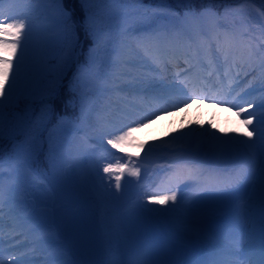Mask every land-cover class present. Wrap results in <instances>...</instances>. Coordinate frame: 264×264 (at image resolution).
<instances>
[{"label": "rangeland", "instance_id": "rangeland-1", "mask_svg": "<svg viewBox=\"0 0 264 264\" xmlns=\"http://www.w3.org/2000/svg\"><path fill=\"white\" fill-rule=\"evenodd\" d=\"M175 1L178 5H180L179 2H182V0ZM76 2L77 0H62V3L55 4L49 2V0H43L42 10L45 11L50 19H41V25L46 27L52 26V29L49 34L40 37L41 43L34 49L35 59L33 61H25V68L20 69L21 81L13 91L10 101L18 97L24 89H31L29 87L33 83L36 75L47 74L52 76V65L46 60L44 49L63 38L59 20L64 9H70L75 14L78 13L77 17L79 16V18L82 19L88 14L81 0H78V3H80L78 4L80 5L78 9L76 7ZM163 2L174 1L153 0L148 3L146 0H137L135 3L112 4L111 20L107 19L106 21H104L97 12L89 13L88 15H95L102 22L111 23L113 25L111 29L112 35L114 32L123 31L126 21L133 22L137 19L144 18L147 32L141 35H132L130 38L123 40L122 50L123 54L124 50L128 51L129 49H133L143 56L141 50L135 47V38H137L138 41H144L149 37L151 38V33L153 37L157 35L156 33H159L158 29L169 30V26L172 23H178L185 17V13L189 11L180 9L178 6L172 7V3L165 4ZM205 9H210L211 11L192 20L194 21L193 24L198 23V20L206 21L205 29L211 36V31L213 30V17L224 20L228 28H231L233 33L237 34L238 37L243 36L246 32L244 21L247 20L250 23H258L259 27L257 30L260 31L261 41L264 43V10L260 7L252 3L243 4L242 6L232 4L223 13L215 12L209 7ZM131 24L132 23H128L127 26L130 27ZM196 28L197 27L191 30V34L200 35V31ZM221 32L223 35L224 32ZM45 39H47L46 45L43 43ZM249 41L255 45L252 38H246L245 44L242 46V51L245 53L248 51L246 45ZM121 43L122 41H119L115 43L114 46H116L117 49H121ZM92 45L93 38L89 36L86 45H84L85 47L82 48V50L80 49V55L86 52L83 63H79L80 60H78L77 63L76 77L80 78L81 81L89 79L91 75L88 62L89 48H91ZM114 46L111 48H114ZM208 51L213 52V48ZM215 61V59H212L210 63L213 64ZM166 65L167 62L162 66L165 67ZM152 67L155 68L156 71L160 70V68L158 70L155 65H152ZM261 67L260 63L256 65V69H260ZM13 70H15V68ZM210 78L211 80L214 79V75ZM228 80L229 77L221 79L222 82H228ZM187 83L189 84L191 82L187 81ZM242 83L243 82L240 81L233 85L227 97H232ZM125 85L126 84H122L120 87L124 89ZM102 88L103 87H97L90 92L87 100L88 109L96 102L97 96ZM136 93L138 94L139 91L136 90ZM111 94V97L114 99V92ZM3 98V96H0V99ZM10 101L5 100V105L10 103ZM146 101H148V99H146ZM139 109L145 111L147 108L140 106ZM56 112L57 105L55 104L51 114H44L41 121H48ZM92 118L98 120L99 125L103 126L102 130L94 126L95 130H93V133H88L85 129L93 127L92 122L81 119L80 114L74 118L63 115L59 121L52 123L53 131L42 137L45 142L43 146L41 143H38L35 146L30 145V148L28 145L25 147V145L28 144L26 136L21 137L19 143L17 142L15 144V142H12L10 146H16L18 148L11 152L10 155H6L4 159L0 160V162H2L0 172L3 173V178L0 179V183H3L5 188L9 190L11 186L15 185V182H10L5 177L18 176L22 171V167L26 166L34 173L39 181L47 187L50 196V207L48 220L44 227L46 236L51 233L58 237V250L52 255L54 257L62 255L70 264H138L137 261L139 258L142 259V261H149L150 264H183L182 257L180 258L179 255L186 252L184 249L185 247H192L193 241L185 233L168 235V232L176 231V226L173 224H177V218L182 214V211H167L165 213L166 216L159 213L144 215L148 205L145 198L141 196L142 192L136 182V176L129 175L126 170L121 179V188L117 190L114 176L119 175V173H104L103 168L109 163L116 164L117 161L122 165H126L127 169L138 167L143 168L145 172L153 171L156 167L162 169L163 165L179 167L178 165L180 164H190L192 166L198 165L199 169L203 168V173H206L207 170L205 166L209 162V156L198 149L196 144L184 143L178 140L174 142V145L164 149L154 147L146 148V146L141 147L138 144H129L126 151L122 152L112 148V146L106 142L121 134V131H119L120 129L116 128L114 131L113 120H109L108 118V124H105L103 122L105 120L103 117L95 115ZM122 121V116L116 118V122ZM48 123L50 122H47V125ZM177 129H183L185 132L187 127L181 126ZM47 131L48 129L45 133ZM190 132L193 133V129ZM129 139L130 138L126 141H129ZM33 140H35V138ZM201 140L205 142L206 139L202 138ZM251 140L254 141L256 139L251 137ZM255 156L256 154L250 153L245 158V164L253 161ZM36 158H40L39 163L34 162ZM67 161L74 167L76 177H80L83 184L81 187V189L83 188V190H81L83 194L94 196V201L91 205L85 208L82 205L78 207L81 227L85 229V238L87 242H89L86 246L74 240L75 238L67 223V208L74 200L76 201L77 198V194L73 192L72 188L73 185L71 181L73 180L70 178L69 171L63 166ZM180 169H182V167ZM145 172L140 173V175L145 174ZM158 173L160 174V171L155 172V174ZM163 175L164 174H161L160 176L163 177ZM254 179H256V177L250 175L249 180L243 185L234 186L235 184H232L231 181L232 185L226 186L225 188L212 185L211 181L207 180L201 184V186L207 185L211 188L212 194L208 196L207 199L201 202L198 200L199 198L196 200H194V198L185 199L184 197H179L177 194V201H170V203L165 204L164 207L170 209L174 204L187 205L193 201L205 208H214L224 200L236 204L241 194H251L250 191ZM233 181H235V179H233ZM225 184L226 183H222V185ZM256 186L258 190L257 196L260 197V185L256 183ZM172 192L173 191H169L168 194H172ZM132 193H135L137 197L133 202H131ZM256 206L260 205L257 204ZM127 207L131 210L142 209L144 210L143 215L135 216L133 211L126 212ZM13 210L15 209L10 207L8 212L13 214ZM118 211H122V215L125 218L124 222L126 227L125 225L124 227L126 231L124 234H116L115 230L111 228H109V230L106 229V227H110V223L115 217L114 213ZM2 216V223L5 222V225L8 224V226L12 227L11 229L14 230L13 236H3V249L5 254L13 248L19 249L29 244L24 235L21 234L22 230L15 227L19 218L25 215L20 214L13 218L6 219V214L3 212ZM258 216L257 214L255 217L248 220L253 227L256 225H254V219L256 220ZM14 218L16 219L14 220ZM233 218L237 220V224L228 234L219 228V223H214L213 227H211L209 223L204 222V224L205 227H211L216 234V239H219L223 245L233 246L234 243L230 241L229 235L237 237L242 234L239 231L245 230L243 218L234 214ZM61 225L63 226L62 232L59 230ZM167 235L174 243H168L166 241ZM67 243L73 249L74 255L68 250ZM177 243H185L187 245H178L174 247ZM98 245L103 246V251H98L97 256ZM161 245L162 247L160 248ZM246 245L251 247L254 244L247 242ZM25 255L31 260H41L39 259L40 257L44 258L43 251L32 252L31 249L27 250ZM12 260L11 256H6L4 258L6 264H12Z\"/></svg>", "mask_w": 264, "mask_h": 264}, {"label": "bare ground", "instance_id": "bare-ground-1", "mask_svg": "<svg viewBox=\"0 0 264 264\" xmlns=\"http://www.w3.org/2000/svg\"><path fill=\"white\" fill-rule=\"evenodd\" d=\"M2 8L5 14H8L9 11H11L13 15H26L28 17L26 23H31L32 40L30 41L29 52L25 57L24 63L21 65V69H24L25 61H33L35 59L34 49L40 45V37L42 35L49 34L52 29V26H42L41 19L47 20L50 18H48V15L45 13V11L42 10V2L34 6L19 2L12 3L9 2V0H4ZM212 22L214 27V45L217 47V42H219L224 48H230L236 40L232 29H229L227 23L224 20H220L219 18L216 19L213 17ZM131 23L132 24L130 27L134 28L135 30L127 36L121 35L122 31H118L116 33L114 32L111 42L108 44L109 48L113 47L115 43L119 41L130 38L132 35H141L142 33L147 32V26L145 24L144 18L137 19ZM193 23L194 22L190 17H184L176 24L172 23L169 26V30L167 31L169 36L171 34L174 35L175 42L171 44V40H162L164 45L168 48L169 62L171 64L168 65L166 69H162L161 71H153L155 68L152 67L153 64L149 60L147 61L149 67L145 68L144 71L148 75L154 76L157 79H163L166 84L176 85L179 89H183L184 92H188L189 90L196 92L208 91L211 92L210 95L218 96V93L220 90H222L221 97H219L220 99L234 101L240 106L245 107L247 111L241 113L240 116H237L236 113L239 109L236 107H231L230 104H222L220 107H217V103L219 101L201 102L200 99H194L187 108L181 107L179 111H172L169 109L167 115L160 116L159 119H154L153 122L148 124L146 127L139 128L138 131L134 133V136L130 137L129 141H125L123 143L121 148H114L124 152L126 151V148L129 144H138L140 146H146V148L154 147L164 149L174 145V142L178 140L184 143L186 142L190 144H196L198 149H200L202 152H205L209 156V162L205 166V169L207 170L206 173H203V168L199 169L198 165H183L184 168L188 166V171H190L191 174L187 175L186 173H183L182 175L184 177L180 181L177 180L172 185H168L163 188L157 187L161 181L160 175L168 174L167 176L172 177L175 174L178 176L179 170H174L175 166L169 167L163 165L162 169L156 167L153 171L146 172L143 170V168H139L140 173L145 172L143 175L139 174V176H136V182L140 187V191L142 192L141 196L145 198L148 205L144 215L159 213L163 216H166L165 213L167 212V209L164 207L165 205L159 204L155 199H152V197L171 195L168 194L169 191H175L179 197H184L185 199L194 198V200H196L199 198L198 200L202 202L212 194V191L210 190L211 188L207 186H201L204 181L209 180V174H211L212 177H217L221 174L227 175L228 177L236 176L237 172L245 166V158L250 153H257L256 149L248 150L241 145L219 144L209 138H205L206 140L203 142L201 140L202 138H189L185 134L189 133L193 129V133L205 131L215 132L216 136L223 140L235 139L238 141H247L248 143H252L251 138L248 137L246 133L251 131L252 128L256 126V118L252 117L253 124L249 125L247 128H245L242 121L248 118L249 112L259 113V109H257L255 106L248 108V102L253 100L259 101L261 97H264V67H262L260 70H256L255 66L259 60L249 59L248 51L246 53L243 52L242 46L245 44L246 38H252L255 44H262L261 33L257 30L259 27L258 23H250L247 20L244 21L246 32L240 38L239 42L237 43V48L233 52L236 58L235 67L227 66L224 63L223 55L220 52H217V55L221 57L219 60V64L222 69L221 75L216 76L215 80L212 82L204 79L202 84L194 83L195 85L191 87L187 86V88H185L184 85H187L186 80L193 77L194 72L192 70L186 74H182L181 71L185 64L192 63L194 60L193 52L195 48L191 30L197 27V29L201 32V44H203V49H205V39L207 37V32L205 30L206 21L199 20L197 25H194ZM164 30L165 29H158V32L162 34ZM221 31L225 33L227 40L222 37ZM137 42L138 39L135 38V47H137ZM185 44L189 46L190 54H182V49ZM114 48H116V46H114ZM132 51L133 49H129L128 51L125 50V52L123 54L121 53V56L117 58L122 57L123 59H129L131 58L129 54ZM2 54L5 53L0 51V55ZM140 57L141 55L137 56L136 59L139 60ZM17 58H19V53L17 54V57L14 58V62ZM205 59L207 61L209 60L208 53L205 54ZM229 64H231V61ZM230 68H233V73L230 76V80L228 84L222 85L219 82L220 78L225 76L226 69L228 70V74ZM203 70V73L208 76L212 72V67L206 65L203 67ZM240 81L243 83L240 85L239 89L236 90L231 98H226L225 96L228 92V89H231L233 85ZM9 82H11V74ZM129 83V78L121 77L114 84H109L108 87L112 89H120V85H128ZM136 90L137 89L135 87H126L124 91H105L102 88L99 92V95L97 96L98 98L96 102L89 108V115L86 119V121L92 122L93 127L86 128L85 130L88 133H93V130H95L94 126H97L100 130L103 129V126L99 125L98 120L92 118L95 115L103 117L105 119L103 121L105 124H108V118L109 120H113L114 131L116 128L127 130L124 125H128L129 121L132 120L134 116L147 112V109L149 108L163 106L160 100L154 98L157 96V93L138 90L139 93L137 94ZM113 92L114 99L111 97V93ZM146 99H148V101H146ZM140 106L147 109L142 111V109H139ZM118 116L123 117L122 122H116V118ZM130 126L135 127V123H132ZM181 126L187 127V130L184 132L183 129H177ZM252 137L256 139L255 134H253ZM255 158L256 156L253 158V161ZM63 166L69 171L70 178L73 180L71 181L73 185V192H76L77 194L76 201L74 200L67 208V223L73 237L75 238L74 240L81 245L86 246L89 242H87L85 238V229L81 227L78 207L82 205L85 208L88 207V205H91V203L94 201V196L83 194L81 191L83 190V188L81 189L83 184L80 180V177H76V171L69 161L64 163ZM158 171H160V174H155V172ZM5 178L10 182H15V185L11 186L9 190L5 188L3 183H0V189L3 190L5 196L3 212L6 214V219H10L11 217L20 214L31 215L35 218L36 222L43 226L45 231L44 226L48 220V212L50 207V196L47 187L41 183L34 173L26 166L22 167V171L18 176H10ZM253 182L254 183L252 184V189L250 191L251 194H241L240 198L237 200V205L232 202H226L225 200L221 201L214 208H212V215L205 221L206 223H209L211 227H213L214 223L221 224L219 227L222 229V231H224V225H227V229L229 230L236 227L237 221L234 220L233 214L238 217H242L244 221H248L258 214L259 216L256 218L257 221L254 219L255 223H257L255 230L250 229L248 225V228H246L244 234L240 235L241 240L243 241H241L239 245H223V243H221V241L218 239L220 241L219 242L216 237L213 240L201 239L186 229L183 223V215L181 214L178 216L177 224H173L176 226V231L168 232V235H172L174 233H185L193 241V246L196 248L195 251H186L183 254V264H208V262L211 261H215L216 264H249L247 260L258 259L262 238H264V214L261 213L260 197L257 196L258 190L256 189V183L259 184L258 178L254 179ZM235 185L238 186L237 184ZM135 199H137V197L135 196V193H132L131 202H133ZM168 203H170V201ZM257 204L260 206H256ZM10 207L15 209V215H12L11 212H8ZM132 211L135 216H141L143 215L144 210H131L129 207L126 208V212ZM244 213H247V215ZM114 215V220L110 223V227H106V229L109 230V228H111L115 230L116 234H124L126 231V225L122 211H118L117 213H114ZM2 225L3 236H13L14 230L11 229L8 224L5 225V222H3ZM251 233H253V236ZM168 235L166 236V241L171 243L172 240ZM47 237L49 243L43 250V253L46 255H53L58 250V237L51 233H49ZM229 237L232 242L236 238L231 235H229ZM245 242H253L260 246L247 249ZM177 244L181 246L187 245L185 243ZM31 248L32 246L29 243L23 248H13L6 254L5 251H3L2 258L4 260L6 256H11L12 259L14 257L23 258L28 262V264H44L45 258L43 257L39 258L41 260H31L27 257V255H25V252ZM98 251L102 252L103 246H97V256ZM54 258L59 261V264H70L69 261L62 255ZM229 261L231 262L229 263ZM141 262L143 261L139 258L137 263L140 264Z\"/></svg>", "mask_w": 264, "mask_h": 264}, {"label": "snow or ice", "instance_id": "snow-or-ice-1", "mask_svg": "<svg viewBox=\"0 0 264 264\" xmlns=\"http://www.w3.org/2000/svg\"><path fill=\"white\" fill-rule=\"evenodd\" d=\"M9 2L36 5L43 2V0H9ZM49 2L59 4L62 3V0H49ZM135 2H137V0H81V3L83 4H121ZM202 2L212 3L214 0H202ZM262 2H264V0H262ZM3 3L4 0H0V51L5 53V55H0V96L4 97L3 99H0V139H2L3 136L2 124L5 100H11L13 91L21 81V65L24 63L25 57L29 52L30 41L32 40L31 23H26L28 17L26 15H13L11 11H9L8 14H5L2 8ZM210 11V9H203L200 12L189 10L185 13V17H190L195 20L199 16ZM108 20H111V12H109ZM128 23L131 22L126 21L125 26L123 27L121 33L123 36H127L135 30L134 28L128 27ZM59 24L62 25L63 34L67 38H71L76 28L75 22L71 20V14L62 13V19L59 21ZM83 27L85 35L93 38V45L89 48L88 62V67L91 69V75L89 79L83 81H81L80 78H77L73 97L64 101L65 106L76 107V105L79 104L80 118L86 120L89 115L87 100L90 92L97 87H103L105 91L122 90L108 87L109 84H114L121 77H126L130 80V83L125 85V87H135L139 91L157 93V96L154 98L160 100L163 104L162 107L149 108L147 112L134 116L133 119L129 121L128 125H124L127 130L120 129V135L107 141L112 148H121L123 143L128 138L132 137L139 128L146 127L148 124H151L154 119H159L160 116L167 115L169 109L172 111H179L181 107L187 108L194 99H200L201 102L219 101L217 107H220L222 104H230L231 107L239 109L236 113L237 116H240L241 113L247 111L245 107L240 106L234 101L220 99L218 96L209 95L206 91L196 92L189 90L188 92H184L183 89H179L176 85L166 84L163 79H157L154 76L148 75L144 71L145 68L149 67L147 63L148 60H150L156 68H160L169 61V51L163 50L159 47L160 41L173 39L169 36L167 30H164L162 34H157L152 37L151 43L149 44H146L143 40L138 41L137 48L143 52V56L137 60L136 57L140 56V53L135 50L129 54L131 57L129 59H123L122 57L117 58L121 56L123 41L120 50L108 47L112 38L111 29L113 25L111 23L102 22L95 15L86 14L83 20ZM43 43L46 45L47 39H45ZM246 47L248 49L249 59H258L261 66L264 67V43L253 45L249 41ZM199 48L202 50L203 44L199 45ZM216 51L223 55L224 63L226 65L229 64L231 55L232 59L230 67L236 66L235 55L232 54L229 49L224 48L219 42H217ZM18 53L19 58L15 59L14 63V58L17 57ZM14 68L15 70H13ZM153 71H155V69H153ZM227 71L228 70L226 69L225 75H227ZM10 74L11 82H9ZM184 87L187 88V85L185 84ZM59 99V89L58 87L53 86L47 90L41 103L46 106V111H51L54 110V106ZM253 106L259 109V113L249 112L248 118L242 121L245 128H247L249 125L253 124L252 117H256V126L246 133L250 138L255 134L256 140L252 141V143L235 139L223 140L216 136L215 132L207 131L199 133L190 132L185 135L189 138H209L219 144L241 145L248 150L256 149L257 153L255 160L246 163L245 166L237 172L235 181L237 185H243L249 180L250 175L258 178L260 184L261 213L264 214V97H261L259 101L253 100L248 102V108H252ZM29 122H31V118H29ZM132 123H135V127L130 126ZM38 127L41 135L47 130V125L43 121L40 122ZM141 147H143V145H141ZM0 151H2V144H0ZM0 168H2V162H0ZM126 170L131 176H139L140 174V169L138 167L127 169V166L120 164L119 161H117L116 164L109 163L103 168L104 173H119V175L114 176L115 187L117 190H120L121 188V179ZM2 178L3 173L0 172V179ZM152 199H155L161 205H165L169 201H177V193L173 191L171 195L154 196ZM4 203L5 196L3 190L0 189V264H5V261L2 258L4 251L2 225ZM178 210L182 211L183 223L189 232L205 240H213L215 238L216 234L211 227H205L204 225V222L212 215V208L201 207L193 201L187 205L174 204L172 208L167 209V211L170 212H176ZM244 214L247 215V213ZM15 219L16 218H14V220ZM15 227L22 230L21 234L24 235L25 239L31 244L32 252L37 250L43 251L48 245V237L45 234L43 226L36 222L35 218L31 215H25L19 218ZM233 243L239 245L241 243V236H237L233 240ZM12 264H28V262L23 258L14 257ZM44 264H59V261H57L54 256L49 260L46 255ZM141 264H150V262L143 261ZM208 264H216V262L211 261L208 262ZM255 264H264V238H262L259 257L255 261Z\"/></svg>", "mask_w": 264, "mask_h": 264}, {"label": "trees", "instance_id": "trees-1", "mask_svg": "<svg viewBox=\"0 0 264 264\" xmlns=\"http://www.w3.org/2000/svg\"><path fill=\"white\" fill-rule=\"evenodd\" d=\"M223 1L225 2L223 3ZM235 1L240 2L242 0H214V2L212 3L214 7H218L222 4L224 5ZM259 1L262 2V0ZM262 3L264 4V2ZM78 4L80 3H78L77 0V9L80 8V5ZM181 4H184L189 8L200 9L203 2H201L200 0H182ZM86 6L89 11H100V14L104 16L108 15V12L110 10L109 7H111V5L109 4L99 3H89L86 4ZM64 11L65 12L63 13L71 14V20L74 21L76 25L75 32L73 33L71 38H67L65 36V38L61 42L53 45L50 49L46 50L45 55L53 64L54 76L50 77L47 74H38L36 75V77H34L33 86L38 87L40 94L35 97V93L27 89L23 94L20 95V97H17L11 103L5 105L4 112L6 121L2 124L3 136L2 139H0V144H2V146L5 145L8 141L12 142L18 139L22 134V130L24 129L23 131H25L34 119L36 121V118L41 116L42 112L50 113V111H46V106L41 103L42 98L46 95L49 88L53 86L58 87V89L61 88L62 84L68 81L72 74V71L75 69V52L77 51V49L82 47L84 42V40H82L80 30L82 28V25L79 24V19L74 12H72L70 9ZM75 89V84L69 82L66 87L60 92V99L56 102L57 110H59V115L62 113L77 114L79 112V104H77L76 107L65 106L64 104L65 100L73 97ZM29 118H31V122H29ZM31 137H36V140H39V142H43L39 134L36 135L33 133Z\"/></svg>", "mask_w": 264, "mask_h": 264}]
</instances>
